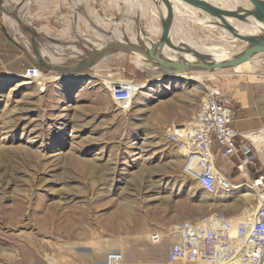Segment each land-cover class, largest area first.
<instances>
[{
  "label": "rangeland",
  "instance_id": "obj_1",
  "mask_svg": "<svg viewBox=\"0 0 264 264\" xmlns=\"http://www.w3.org/2000/svg\"><path fill=\"white\" fill-rule=\"evenodd\" d=\"M14 1L0 3L6 43L0 72L14 74L0 78V264H83L82 250L93 257L84 264H103L112 250L124 254L122 264H168L170 239L155 244L153 232L214 213L248 216L255 195L206 193L184 174L171 133L196 115L208 88L226 83L239 89L237 98L225 92L234 110L251 109L253 102L264 127V52L249 66L202 71V82L193 73L153 80L158 69L114 48L98 57L99 68L83 72L97 77L61 75L48 67L76 66L101 53L83 37L98 30L110 37L106 23L131 17L136 33L141 26L152 32L157 21L150 2L24 0L31 16L23 17ZM130 6L139 14H130ZM195 15L205 18L189 14L182 27L203 43H220ZM54 44L63 47L56 64L42 54ZM72 45L80 49L73 57ZM115 79L147 84L127 112L111 97Z\"/></svg>",
  "mask_w": 264,
  "mask_h": 264
},
{
  "label": "built area",
  "instance_id": "obj_2",
  "mask_svg": "<svg viewBox=\"0 0 264 264\" xmlns=\"http://www.w3.org/2000/svg\"><path fill=\"white\" fill-rule=\"evenodd\" d=\"M110 94L118 109L126 111L137 91L134 81L115 79ZM127 112V111H126ZM230 97L219 85L207 89L200 110L184 130L171 133L183 157V172L210 195L258 190L250 218L237 220L226 213H214L198 220H183L168 231L153 232L150 240L159 244L170 239L168 264H264V127L239 131L234 126ZM234 164L242 179L227 176L217 166ZM256 177H251V171ZM261 192V193H260ZM124 254L112 250L107 264H122Z\"/></svg>",
  "mask_w": 264,
  "mask_h": 264
},
{
  "label": "bare ground",
  "instance_id": "obj_3",
  "mask_svg": "<svg viewBox=\"0 0 264 264\" xmlns=\"http://www.w3.org/2000/svg\"><path fill=\"white\" fill-rule=\"evenodd\" d=\"M143 1H146V0H142V2ZM208 1L218 5L220 7L227 8V9H238V8H240V9H252L254 7L253 4L249 0H208ZM14 2L16 3L15 6H18V5L22 4L21 8L25 9L24 10L25 14H23V17L29 16V15L31 16L30 11L28 9V5H29L28 1L24 2V0H15ZM146 2H150L151 8L153 9V11H152L153 19H155L158 22V23L156 22V25L154 26L155 29L152 28V30H151L152 32L148 31V29H146V31H145L143 29V27L141 26L140 30H138V33H136L135 32V28H134V19L131 18V17H126V18H121L120 17L119 21H113L109 25L107 23L104 24L102 22L105 26L107 25V27L112 29V35H110V37L104 36L105 34H100L99 30H98V32L96 31L93 34L95 36V38H94V36L91 37V38H87V37L85 38V36H84L83 38L86 41H89L90 43H92V45L94 47H96V51H103L105 49H108L102 55H105L106 53L112 51L113 48H110V47H112L115 44H120V43H131V44H134V45H139V43L142 42V43H144L143 46L150 47L151 45L156 43L159 40V38H160V35H161V20L164 19L167 16L168 9H167V6L163 2H161L160 0H148ZM172 3H173L174 23H173V27L171 29V35L170 36H171V40L174 43L184 45L187 48H195V49L205 53L206 55H208V58L210 59V62H216V61H221V60H225V59L231 58V57L239 54L241 51H243L247 47V43L237 40L223 26V23L221 22L220 19L215 18V17L209 15L208 13L202 11L201 9H198V8H196V7L190 5V4H188V3H186V2H184L182 0H172ZM129 4H131V3H129ZM132 5L133 4H131V6ZM131 6H130V8H131ZM129 10H131L130 14L131 13H133L134 15L135 14H139V13H137V10H135V8H131ZM144 10H146V9H144ZM143 12H145V11H143ZM197 12L198 13H202L205 16V18H208V19L203 18V16H199V15L196 16L195 15V16H193L194 22L196 21V22L206 26V28L208 27L210 29H214L218 34H216L215 37L211 36V38L212 39L217 38L220 41V43H214V42H209V44L203 43L202 39L195 38L191 33H189L191 31L187 32L182 27V25H181L182 20L184 18H186L187 15L196 14ZM143 15H145V13ZM126 20L128 22H125ZM186 20H188V19H186ZM228 20L236 27V29L240 33L248 34V35H262L264 33V23L261 22V21L256 20L253 16H248L246 18V20H240V19L228 17ZM175 21L178 22V26H177V23H175ZM213 21H218L219 24H221V25H214V24L212 25V24L208 23V22H212L213 23ZM186 22H188V21H186ZM206 23H208V24H206ZM153 37H155V38H153ZM194 39L199 41L198 42L199 44H197L196 43L197 41L195 42ZM72 40L73 41L77 40V38L76 39H72ZM183 40H186V41H183ZM83 43H84V41H83ZM203 45H206V48L203 47ZM50 47H53L54 51L49 49ZM68 47H70L69 48V55L70 56L73 57V56H75L76 53H78L77 49H79V48H77L76 46L72 45V46H68ZM114 49H118V48H114ZM62 50H63L62 46H60L58 44L57 45L54 44L52 46H49L48 50L47 49L43 50L42 54H43V56H48L50 58V62L56 64V61H59V57H57L55 55L56 54L55 52H61ZM47 51H49V52H47ZM126 51L128 53H132L133 55H135V57L137 59V63H138L139 66L142 67V65L147 63L145 56L141 55L140 53H137V52H134V51H128V50H126ZM79 52L81 53L82 51H79ZM162 55L166 59L176 60L177 57H178V52L175 51L174 49H172L169 46H165ZM185 55L190 60H196V57L193 54L188 53V54H185ZM61 59H62V57H61ZM251 61L252 60H248V61H246L244 63H241V64H239V65H237L235 67L244 66V65H248L249 66L251 64ZM101 62L97 61L91 69L99 68ZM251 70H255V69L250 68V71ZM255 72H256V70H255ZM192 73L195 74V76H191V79H193L195 81L202 82L203 77H204L202 71H197V72H192ZM248 73H250V72H248ZM154 74H151V75H154ZM5 75H14V74L12 72H8V73L0 72V78L4 77ZM182 75H179V76H182ZM76 77H87L89 79H93V78H95L97 76H95V75H78ZM160 78H168V77H165L164 74H161V73H159V75H154L153 76V80H156V79L158 80ZM137 84L138 83H135V85H137ZM146 85L147 84H142V85L136 86V89H137L136 93L137 92L139 93L140 90H141L140 88H143ZM224 86L222 88L223 89L225 88L227 90L226 91L224 89V91L227 92L229 94V96L230 95L233 96V97L236 96L235 98H237L239 96V92H238L239 89H238V86L236 84L226 83ZM136 93H135V95L133 97V100H132V103H131L130 107L126 111H129L132 108L134 100L136 98L135 96L138 95V94L136 95ZM186 127H187V125L182 124L180 126V129L184 130ZM180 129H179V131H181ZM245 189L247 190V192H246L247 195H248V192H249V195L258 194L257 193L258 190L250 189V188H247V187ZM2 210H4V209L2 208ZM252 210L248 211V216L246 218H250L251 217ZM236 219L237 220H242L244 218L243 217H236ZM9 222H12V221L9 220Z\"/></svg>",
  "mask_w": 264,
  "mask_h": 264
},
{
  "label": "water",
  "instance_id": "obj_4",
  "mask_svg": "<svg viewBox=\"0 0 264 264\" xmlns=\"http://www.w3.org/2000/svg\"><path fill=\"white\" fill-rule=\"evenodd\" d=\"M167 6V16L161 20V35L159 40L146 47L143 45H134L131 43L115 44L110 48H118L128 51H134L145 56L147 63L158 69L159 73L165 77L179 76L182 74H191L196 71H209L213 69L232 68L248 60H252L257 54L264 52V33L262 35H248L240 33L236 27L228 20V17L246 20L248 16H253L256 20L264 23V0H249L253 4L252 9H227L220 7L208 0H182L209 15L218 18L223 26L239 41L247 43V47L239 54L216 62H210L208 55L195 49L187 48L184 45L176 44L171 40V29L174 23L173 3L172 0H160ZM1 3V0H0ZM165 46H169L178 52L176 60L166 59L162 53ZM108 49L101 53H92L88 58L83 59L76 66L50 65L49 70L58 71L61 75L78 76L83 72L90 70L99 56L104 54ZM193 54L196 60H190L185 54ZM38 58L44 63L43 57L37 53ZM85 75V74H84ZM103 264H107L106 261Z\"/></svg>",
  "mask_w": 264,
  "mask_h": 264
},
{
  "label": "crops",
  "instance_id": "obj_5",
  "mask_svg": "<svg viewBox=\"0 0 264 264\" xmlns=\"http://www.w3.org/2000/svg\"><path fill=\"white\" fill-rule=\"evenodd\" d=\"M5 39H4V36L0 30V64L2 63V60H3V52H4V46H5ZM49 52V51H47ZM242 93V92H241ZM246 100H249V98H246ZM252 101V100H251ZM252 105L250 106L251 109H246L244 111H238V113L234 110V114H233V117H234V123H233V126L239 130V131H246V130H250V129H253V128H256L257 126H260L262 121L259 120V111L257 112V110L254 108V104L253 102H250ZM234 109V108H233ZM263 117H264V110H263ZM258 118V119H257ZM263 123H264V119H263ZM261 127V126H260ZM227 176H234L236 177V179L239 181L241 178V176H239L237 174V172L235 171L234 169V164L231 163V164H226V163H223L222 160H221V166L219 167ZM253 174H255L253 176ZM251 177L254 178L256 177V173L252 170L251 171ZM92 253H94L92 251ZM147 255V253H145ZM107 257V256H106ZM106 257H105V260L106 261ZM143 259H146V256L142 257ZM142 258H139V259H142ZM148 258H152L150 255ZM93 259L92 256H90L86 251L84 252L82 250L81 252V260H82V263H86L88 260H91ZM103 261V262H104ZM93 264H98V263H93Z\"/></svg>",
  "mask_w": 264,
  "mask_h": 264
}]
</instances>
